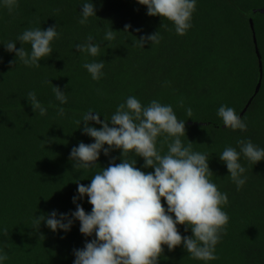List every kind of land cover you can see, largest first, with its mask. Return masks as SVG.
<instances>
[{
  "label": "trees",
  "instance_id": "1",
  "mask_svg": "<svg viewBox=\"0 0 264 264\" xmlns=\"http://www.w3.org/2000/svg\"><path fill=\"white\" fill-rule=\"evenodd\" d=\"M257 1L196 0L192 26L181 36L171 21L147 15V6L137 0H87L95 4L96 16L84 25L78 21L86 0H17L12 14L0 0V252L9 257L3 264H73L74 249L93 238L79 231L78 220L68 232H54L43 222L37 230L33 220L52 210L75 211L72 198L78 195V184L74 181L88 185L112 157L121 162L120 150L108 156L101 152L95 166L76 170L69 156L81 141L94 142L75 121L89 111L100 113L101 120L110 118L128 96L145 106L153 99L172 105L186 124L183 143L191 142L194 151L208 154L210 180L228 195L223 210L229 222L215 248L218 259L196 260L183 245L174 251L165 245L159 264H264V160L252 164L241 156L247 181L237 190L218 155L227 146L239 150V139L264 148V13L253 18L263 73L258 94L241 116L247 130L229 129L217 115L221 105L240 115L261 77L250 20V9L257 8ZM128 24L129 32L124 30ZM53 25L59 36L51 43V56L42 59L39 67L10 65L16 56L5 49L4 42L15 41L26 28ZM111 28L115 39L105 41V32ZM158 31L159 44L134 46L140 36ZM89 35L101 45L96 57L75 47ZM24 47L30 51V45ZM93 60H103L105 65L98 81L82 67ZM54 85L65 91L67 103L55 98ZM30 91L47 109L46 115L33 111L26 97ZM181 99L184 107L179 106ZM60 107L63 116L57 112ZM189 107L191 117L186 113ZM128 158L136 159L141 170L154 171L143 168L142 157L130 153ZM78 203L91 212L86 196ZM5 228L7 236L2 235ZM178 229L183 236L192 235L184 225Z\"/></svg>",
  "mask_w": 264,
  "mask_h": 264
},
{
  "label": "clouds",
  "instance_id": "2",
  "mask_svg": "<svg viewBox=\"0 0 264 264\" xmlns=\"http://www.w3.org/2000/svg\"><path fill=\"white\" fill-rule=\"evenodd\" d=\"M137 2L147 6V15L171 21L178 35H185L192 26L196 0ZM3 6L12 14L18 2L3 0ZM92 16H96L95 4L86 0L78 22L84 25ZM131 27L130 24L125 25L124 30L128 31ZM58 36L57 25L46 29L26 28L15 41L3 43L5 49L16 56L9 62L10 65L20 62L25 66L39 67L42 59L52 55L51 43ZM114 39L115 30L108 29L104 40L110 42ZM160 39L159 31L154 32L140 36L134 46L143 48L146 43L153 46L159 44ZM94 40L89 35L85 42L75 46L76 50L87 56L100 55L101 45ZM17 42L21 47L17 48ZM24 45H30V51ZM104 66L103 60L86 61L82 65L97 81L104 75ZM45 82L52 83L51 80ZM52 91L61 104L67 103V95L60 86L54 85ZM26 97L36 114H47V109L34 91L28 92ZM178 103L184 107L182 99ZM57 112L60 116L64 115L62 107ZM186 113L191 117L192 109L187 108ZM217 115L227 128L247 130V124L233 108L221 105ZM92 122L101 127L94 126ZM75 123L94 142L81 141L71 149L69 159L73 161V169H89L97 164L101 152L108 156L113 150L121 151V162L116 163L117 158L112 157L107 167L91 176L88 185L74 181L78 184V195L72 198L76 210L71 213L52 210L35 216L33 228L38 230L43 222L54 232H68L78 220L79 231L93 238L86 240L84 247L74 249L73 264H159L165 245L169 251L183 245L188 255L196 260L207 262L218 259L215 248L221 234L226 233L229 222V216L223 210V206L228 204V195L210 180L213 171L208 154L194 151L191 142L187 145L183 143L181 138L187 135L186 124L178 119L172 105L153 99L145 106L135 96H128L110 118L101 120L100 113L89 111ZM237 145L239 150L227 146L218 155L226 164L231 181L240 190L247 181L244 175L247 169L240 163L241 156L257 164L264 160V148L250 139H239ZM130 153L143 158V168L154 171L141 170L136 166V159L128 158ZM85 196L92 205L91 212H86L78 203ZM162 201H166L167 207ZM178 225H184L186 232L190 229L192 235L183 236ZM2 235H8L7 228L3 229ZM8 259L7 253L0 252V264Z\"/></svg>",
  "mask_w": 264,
  "mask_h": 264
},
{
  "label": "water",
  "instance_id": "3",
  "mask_svg": "<svg viewBox=\"0 0 264 264\" xmlns=\"http://www.w3.org/2000/svg\"><path fill=\"white\" fill-rule=\"evenodd\" d=\"M261 13H264V8H258V9L250 10V20H251L252 28L254 30V40H255V45H256V51H257L258 57H259V65H260V74H261V77L259 79V82L257 84V87L255 89V92H254L253 96L250 98L249 102L247 103V105L245 106V108L243 109V111L241 112V114L239 115L240 117L247 111V109L249 108L251 102L256 97V95L258 94V92L260 90V87H261L262 73H263V66H262L263 62H262V57L260 55V51H259L258 44H257L255 27H254V20H253V18H254L255 15L261 14Z\"/></svg>",
  "mask_w": 264,
  "mask_h": 264
},
{
  "label": "rangeland",
  "instance_id": "4",
  "mask_svg": "<svg viewBox=\"0 0 264 264\" xmlns=\"http://www.w3.org/2000/svg\"><path fill=\"white\" fill-rule=\"evenodd\" d=\"M254 5H255L257 8H252V9H250V10L258 9V8H264V0H258L257 2L254 3Z\"/></svg>",
  "mask_w": 264,
  "mask_h": 264
}]
</instances>
